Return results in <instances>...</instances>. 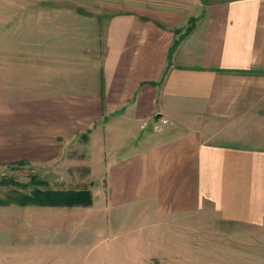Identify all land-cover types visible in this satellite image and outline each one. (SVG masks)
<instances>
[{"label":"crops","instance_id":"0c3cea01","mask_svg":"<svg viewBox=\"0 0 264 264\" xmlns=\"http://www.w3.org/2000/svg\"><path fill=\"white\" fill-rule=\"evenodd\" d=\"M90 38L0 75V172L78 149L92 196L0 207L4 254L57 264L99 244L106 264H264V141L237 134L264 105V0H149L101 23V50Z\"/></svg>","mask_w":264,"mask_h":264},{"label":"rangeland","instance_id":"374dc122","mask_svg":"<svg viewBox=\"0 0 264 264\" xmlns=\"http://www.w3.org/2000/svg\"><path fill=\"white\" fill-rule=\"evenodd\" d=\"M148 1L0 0V75L4 74V70L9 65V62L15 59L27 57L29 61L41 58L48 60L59 56V60H72L81 54L84 43L86 45L89 42L87 40L90 38L87 36L88 32L93 34L90 38L91 42L96 45L98 44L99 50H101L100 48L102 47L99 46V40L95 38L101 23L106 18H110L117 12L127 10V8H130L134 4L147 3ZM201 2L205 5L202 0ZM177 11L181 13L179 9ZM187 16L186 25L176 29V38L187 34V29L191 26L193 27L197 19L196 15L188 14ZM255 114L257 116H254L250 120L251 128L244 127L245 133L238 132L237 134H245L251 136L253 139L257 138L264 141L263 104H261L260 108L255 109ZM151 128L152 126L150 125L148 129ZM82 140L83 138L79 136L78 141ZM78 152V149L70 148L68 153L71 157L69 156V158L72 160V157H78ZM71 160H69V165L60 166L59 168L27 161L8 164L0 172V207L12 204L66 207L86 206L81 203H22L26 194H32L36 190H78L87 188L85 186L87 182L78 179V176H84L87 169L85 167L79 169L75 162ZM75 171L80 174L76 176ZM71 176H74V179H71ZM69 177L71 180H64V178ZM5 232L6 229L1 225L0 264H51V261H44L45 259L41 261V258L45 256L44 252L27 253L26 259L29 262L23 260L18 251H16L18 252L16 255L4 254L3 250L6 248ZM99 249V244L95 246L88 245L82 252H78L72 261H64L60 258L57 259V264H106L100 258ZM67 253L68 250L65 248L63 254L67 255ZM63 254H61V257ZM36 256H41L37 263L34 261Z\"/></svg>","mask_w":264,"mask_h":264},{"label":"trees","instance_id":"16d2710c","mask_svg":"<svg viewBox=\"0 0 264 264\" xmlns=\"http://www.w3.org/2000/svg\"><path fill=\"white\" fill-rule=\"evenodd\" d=\"M204 3L207 0H202ZM192 29V26L187 29V33ZM177 32V30L175 31ZM182 37L176 38L173 41L169 50V59L172 51L175 49L179 40ZM22 162V161H21ZM26 201V202H25ZM92 201L91 192L88 188L78 190H36L32 194H26L22 203H35V204H73L81 203L88 205Z\"/></svg>","mask_w":264,"mask_h":264}]
</instances>
